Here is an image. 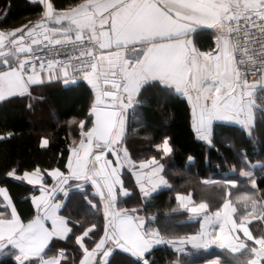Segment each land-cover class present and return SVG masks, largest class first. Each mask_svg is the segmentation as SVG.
Listing matches in <instances>:
<instances>
[{"label":"snow or ice","instance_id":"obj_1","mask_svg":"<svg viewBox=\"0 0 264 264\" xmlns=\"http://www.w3.org/2000/svg\"><path fill=\"white\" fill-rule=\"evenodd\" d=\"M30 3L42 6L35 22L0 30V101L31 96L30 86L43 82L40 73L47 71L51 79L58 68L66 84L82 79L91 87L94 100L86 118L91 127L79 121L80 139L70 146L68 173L51 170L58 181L51 189L42 183L39 168L23 176L15 169L6 173L41 187L40 195L32 196L34 211L26 221L7 188L0 187L5 202L0 208V255L13 256L15 264H110L109 257L119 248L135 258L129 264H155L149 258L155 245L169 244L185 253L184 246L190 244L196 249L217 245L225 256L241 254L242 264H264V231L254 235L249 227L264 221V197L255 193L237 195L236 201L243 202L238 210L226 192L222 208L214 213L205 202L194 203L191 193H177L179 206L195 216L203 214V219L197 234L172 238L146 224L144 217L132 215L137 209L119 206V198L129 195L121 178L125 166L145 198L160 185L171 187L160 175L164 166L155 156L137 167L121 147L127 110L138 103L142 89L163 86L185 97L200 140L212 142L216 121L239 125L252 138L257 111L264 115V95L257 96L258 89L264 93V0H81L64 9H56L52 0ZM198 28L213 30L214 47L208 51L193 40ZM258 38L261 46L256 49ZM57 46L68 50L66 59L56 58ZM44 49L47 55H40ZM130 49L136 53L133 58L126 55ZM47 144L43 139L42 146ZM155 147L164 155L173 151L167 137ZM241 155L248 168L256 167L246 152ZM240 175L257 189L253 171L242 168ZM70 179L91 183L99 199L85 198L97 214L102 212V223L74 221L70 226L69 218L59 214L62 202L56 193L67 195L63 185ZM220 183L236 186L235 180ZM69 240L78 246L71 257L63 247L49 255L51 244ZM206 264L228 261L216 256Z\"/></svg>","mask_w":264,"mask_h":264},{"label":"trees","instance_id":"obj_2","mask_svg":"<svg viewBox=\"0 0 264 264\" xmlns=\"http://www.w3.org/2000/svg\"><path fill=\"white\" fill-rule=\"evenodd\" d=\"M56 9H64L81 0H52ZM42 6L30 3V0H0V30H11L29 21L39 18ZM6 16V18H5ZM205 44H203L204 46ZM31 96L11 97L0 102V187H6L18 212L25 221L29 218L33 206L31 196L38 189L15 177H8L9 170H16L23 176L25 171L41 170L44 184H52L49 177L51 170L59 169L67 173V157L73 140L79 141V121L86 119L92 103V93L81 80L77 82L45 83L30 89ZM135 103L127 113L126 134L121 144L127 148L129 156L137 162L155 156L163 164L161 175L171 187L161 188L145 198L134 182L132 174L124 167L121 178L129 190L127 197L119 198L120 207L137 209L146 224L158 229L166 238L195 235L200 230V219L194 218L186 209L179 206L176 194L191 193L194 203L205 202L210 213L221 208L225 193H230L238 210L243 202L235 197L244 192L255 193L264 197V115L257 111L252 138L239 125L215 123L211 143H204L197 138L191 126L189 106L184 98L173 90L163 86L146 87L137 96ZM31 105V107H29ZM75 120L76 123H70ZM11 132L8 137L6 134ZM169 138L173 151L164 156L155 145ZM48 144L42 146V140ZM242 152L247 153L251 164H260L253 170L257 189L249 185V178L240 175L241 169L251 171L244 161ZM111 154V153H110ZM109 157L112 158V156ZM189 157L192 159L189 160ZM211 177L218 183L205 184L202 181ZM225 179L235 180L236 187L220 183ZM77 182L68 181L63 191L56 193V199L62 202L59 214L71 222L81 224L102 223V212L97 214L88 204V199L98 201L89 185L83 189ZM175 209V211H173ZM254 235L264 231V221H253L249 225ZM251 243V242H249ZM63 247L69 257L78 247L71 240L51 244L49 255ZM185 253L177 252L172 245H155L150 259L155 264H206L207 261L221 256L228 264H242L244 257L237 254L224 255V250H193L184 246ZM79 256V253H75ZM121 249L113 250L109 257L110 264H129L134 260ZM0 264H15L11 255H0Z\"/></svg>","mask_w":264,"mask_h":264},{"label":"crops","instance_id":"obj_3","mask_svg":"<svg viewBox=\"0 0 264 264\" xmlns=\"http://www.w3.org/2000/svg\"><path fill=\"white\" fill-rule=\"evenodd\" d=\"M3 31H7V30H3ZM213 30L212 29H209V28H198L197 29V31H196V33H194L193 34V40H194V42L196 43V45H197V47H199L200 48V50L201 51H208V50H210L211 48H213L214 47V36H213ZM203 44H205L204 46H203ZM40 75L43 77V82L42 83H40V84H38V85H32V86H30V89L32 88V87H35V86H40V85H42V84H45V83H54V82H57V81H60V82H64L65 81V77L62 75V73H60V70L59 69H54L53 70V73H52V78L51 79H49L48 78V72L46 71V72H42V73H40ZM81 81H83V80H81ZM88 87H89V89L91 90V87L87 84V82L86 81H83ZM174 91V90H173ZM175 92V91H174ZM91 93H92V102H93V100H94V93L92 92V90H91ZM180 95V94H179ZM262 95H264V93H262L259 89H258V91H257V96L259 97V96H262ZM182 98H184L185 100H186V102H187V104H188V101H187V99L185 98V97H183L182 95H180ZM8 99V98H7ZM6 100V99H5ZM1 102V101H0ZM259 102V101H258ZM188 106H189V109H190V114H191V106L188 104ZM130 109V108H129ZM128 109V110H129ZM128 110H127V113H128ZM127 113H126V125H127ZM215 123H227V124H232V123H229V122H223V121H216V122H214V124ZM191 126H192V119H191ZM91 127V126H90ZM192 130H193V132L195 133V130L192 128ZM195 135H196V133H195ZM197 136V135H196ZM198 138V137H197ZM79 139H80V137H79ZM199 139V138H198ZM200 140V139H199ZM202 142H204V143H208L207 141H204V140H201ZM79 143V141L77 142V144ZM209 144V143H208ZM121 147L123 148V146H122V144H121ZM161 152H162V150H160ZM163 153V152H162ZM109 154L110 153H106V156H107V158L108 159H110V160H115V157H113L111 154H110V156H112V158H110L109 157ZM170 154V153H169ZM169 154H167V155H169ZM164 155V154H163ZM167 155H164V156H167ZM253 165H256V167H260V164H258V163H256V164H253ZM137 167H138V165H137ZM254 170V168H251V171H253ZM144 171H147V170H144ZM129 172L132 174V172L129 170ZM67 173H68V169H67ZM66 173V174H67ZM49 174V173H48ZM160 175H161V173H160ZM42 176V175H41ZM133 176V175H132ZM49 177L51 178V180H52V184L51 185H49L48 186V188L49 189H51V187L54 185V184H56L58 181L56 180V179H53V177L49 174ZM133 178H134V182H135V184H136V180H135V177L133 176ZM253 178H254V176H253ZM44 178L42 177V183L44 182V180H43ZM20 180H22V181H24V182H26V183H28L26 180H23V179H20ZM206 180H212V181H215V180H213L211 177H209V178H207V179H204L202 182L204 183V181H206ZM69 181H75V182H77V184L78 185H82V187L83 186H85V185H89L88 184V182L86 183V182H84V181H77V180H75V179H70ZM29 184V183H28ZM205 184H208V183H205ZM30 185H32V186H35L37 189H38V193L35 195V196H39L40 195V187H41V184H30ZM137 185V184H136ZM236 185H237V182H236ZM249 185L251 186V183L249 182ZM138 186V185H137ZM230 187H232L231 185H229ZM167 186L166 185H160L158 188H157V190H159V189H161V188H166ZM236 187V186H235ZM252 187V186H251ZM80 188V187H79ZM138 188H139V186H138ZM232 188H234V187H232ZM156 190V191H157ZM94 193V192H93ZM34 196V195H33ZM4 201H3V197L2 196H0V208H2L3 207V205H4ZM31 203H32V196H31ZM191 206V205H190ZM221 208H222V206H221ZM185 209V208H184ZM187 210V209H186ZM215 212V211H214ZM214 212H212V213H214ZM132 215H138V213L137 212H134V213H131ZM190 214H192V213H190ZM193 215V214H192ZM193 217L194 218H199L200 219V222H201V220L203 219V214H200L199 216H195V215H193ZM215 230L217 231V233L219 232V225H216L215 226ZM200 231V230H199ZM242 235V234H241ZM185 246H187V247H189V248H191V249H193V250H208V249H211V248H214V249H218V250H222V249H220L217 245H211V246H209L208 248H199V249H196V248H193L190 244H188V245H185ZM173 247V246H172Z\"/></svg>","mask_w":264,"mask_h":264},{"label":"built area","instance_id":"obj_4","mask_svg":"<svg viewBox=\"0 0 264 264\" xmlns=\"http://www.w3.org/2000/svg\"><path fill=\"white\" fill-rule=\"evenodd\" d=\"M261 46L260 44V41H259V38H258V42L257 44L254 46L256 49H259ZM56 51H57V57L58 59H66L67 55L69 54L68 50H65V49H60L59 46H57L56 48ZM47 52L48 50L47 49H44L41 53H39L40 55H47ZM75 55H78V53H75ZM126 55L130 58H133L135 57L136 53L134 51H132L131 49L126 53ZM73 63H77L76 61H73ZM256 67H259V64L256 65ZM58 69V68H56ZM39 71V69H37ZM46 72V71H45ZM70 75L71 76H75V77H80V73L79 72H70ZM259 75V74H257ZM250 78H255V77H250ZM78 80H82V79H78Z\"/></svg>","mask_w":264,"mask_h":264},{"label":"rangeland","instance_id":"obj_5","mask_svg":"<svg viewBox=\"0 0 264 264\" xmlns=\"http://www.w3.org/2000/svg\"><path fill=\"white\" fill-rule=\"evenodd\" d=\"M126 167V169L129 171V168L127 167V166H125ZM88 184H89V186H91L92 187V185H91V183L90 182H88ZM80 189H83V187H80ZM95 190H94V188L92 187V192H94ZM139 215V214H138ZM139 216H141V215H139Z\"/></svg>","mask_w":264,"mask_h":264}]
</instances>
